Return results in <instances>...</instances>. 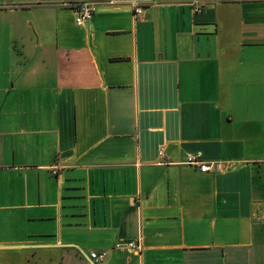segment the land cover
I'll return each mask as SVG.
<instances>
[{
  "label": "crops",
  "instance_id": "1",
  "mask_svg": "<svg viewBox=\"0 0 264 264\" xmlns=\"http://www.w3.org/2000/svg\"><path fill=\"white\" fill-rule=\"evenodd\" d=\"M0 213V264H264V0H0Z\"/></svg>",
  "mask_w": 264,
  "mask_h": 264
},
{
  "label": "built area",
  "instance_id": "2",
  "mask_svg": "<svg viewBox=\"0 0 264 264\" xmlns=\"http://www.w3.org/2000/svg\"><path fill=\"white\" fill-rule=\"evenodd\" d=\"M63 5L71 8L75 14V22L78 25H85L88 23L95 12V3L94 2H79V3H68L64 2ZM198 11L200 9L197 8ZM144 12V8L142 6H136V14H142ZM160 155L163 156V150H160ZM187 164L196 165L200 168L201 171L208 170V163L204 159H202L198 154H189L186 158ZM53 173L56 174L57 171L53 170ZM117 247L125 249L127 252H139L143 250V244L139 238L129 240L127 242H121L117 244ZM105 252H97L93 251L90 253L91 258L94 261L102 260L105 257Z\"/></svg>",
  "mask_w": 264,
  "mask_h": 264
},
{
  "label": "water",
  "instance_id": "3",
  "mask_svg": "<svg viewBox=\"0 0 264 264\" xmlns=\"http://www.w3.org/2000/svg\"><path fill=\"white\" fill-rule=\"evenodd\" d=\"M19 246H22L23 247V246H34V245H19Z\"/></svg>",
  "mask_w": 264,
  "mask_h": 264
},
{
  "label": "rangeland",
  "instance_id": "4",
  "mask_svg": "<svg viewBox=\"0 0 264 264\" xmlns=\"http://www.w3.org/2000/svg\"><path fill=\"white\" fill-rule=\"evenodd\" d=\"M0 215H8V214H6V213H4V214L3 213H0Z\"/></svg>",
  "mask_w": 264,
  "mask_h": 264
}]
</instances>
